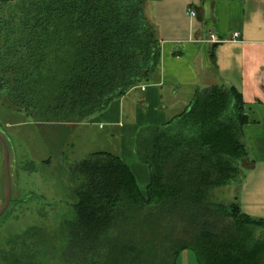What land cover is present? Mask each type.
Listing matches in <instances>:
<instances>
[{
    "label": "trees",
    "instance_id": "1",
    "mask_svg": "<svg viewBox=\"0 0 264 264\" xmlns=\"http://www.w3.org/2000/svg\"><path fill=\"white\" fill-rule=\"evenodd\" d=\"M14 1L0 0V102L11 111L39 124L87 123L157 80L160 39L145 0L38 1L22 18L3 16ZM247 123L242 95L212 86L138 134L145 190L115 154L74 163L65 264H177L185 251L199 264H264V220L213 199L243 174ZM40 235L10 239L2 263L42 264Z\"/></svg>",
    "mask_w": 264,
    "mask_h": 264
},
{
    "label": "crops",
    "instance_id": "2",
    "mask_svg": "<svg viewBox=\"0 0 264 264\" xmlns=\"http://www.w3.org/2000/svg\"><path fill=\"white\" fill-rule=\"evenodd\" d=\"M145 1L146 16L160 39L158 78L87 123L108 128L118 138L112 154L130 167L140 187H147L150 170L136 151L139 131L179 116L191 104L183 95L193 100L212 86L234 88L248 113L244 139L249 157L242 168L250 173L247 187L252 185L258 171L264 172V0Z\"/></svg>",
    "mask_w": 264,
    "mask_h": 264
},
{
    "label": "rangeland",
    "instance_id": "3",
    "mask_svg": "<svg viewBox=\"0 0 264 264\" xmlns=\"http://www.w3.org/2000/svg\"><path fill=\"white\" fill-rule=\"evenodd\" d=\"M38 1L51 0H15L5 8L3 16L14 14L17 19L22 18L24 9ZM131 93L139 94L138 91ZM182 98L192 102L188 95ZM0 128L10 149L12 178V203L0 218V254L8 248L10 239L37 228L42 231L38 237V260L42 264H65L63 253L68 245L65 223L76 219L69 170L74 163L95 152L118 151V138L114 139L108 128L103 130L100 125L90 123L39 124L25 113L11 111L1 102ZM249 174L243 169L241 177L216 191L213 199L227 206L238 204L243 213L264 220V172L259 170L256 180L247 187ZM141 188L145 190L146 186ZM6 199L4 153L0 143V209ZM0 264H3L1 256ZM177 264L199 263L195 254L187 251Z\"/></svg>",
    "mask_w": 264,
    "mask_h": 264
},
{
    "label": "water",
    "instance_id": "4",
    "mask_svg": "<svg viewBox=\"0 0 264 264\" xmlns=\"http://www.w3.org/2000/svg\"><path fill=\"white\" fill-rule=\"evenodd\" d=\"M0 143L3 147L4 153V170L7 184V199L3 207L0 209V218L5 215L12 203V178L10 171V149L7 140L3 137L2 131L0 128Z\"/></svg>",
    "mask_w": 264,
    "mask_h": 264
},
{
    "label": "built area",
    "instance_id": "5",
    "mask_svg": "<svg viewBox=\"0 0 264 264\" xmlns=\"http://www.w3.org/2000/svg\"><path fill=\"white\" fill-rule=\"evenodd\" d=\"M192 16H196L195 12H192ZM213 42H216L214 37H213Z\"/></svg>",
    "mask_w": 264,
    "mask_h": 264
}]
</instances>
